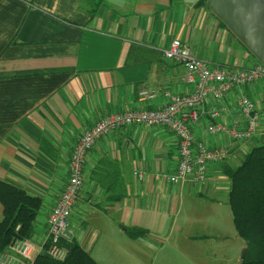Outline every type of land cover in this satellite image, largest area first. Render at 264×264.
I'll use <instances>...</instances> for the list:
<instances>
[{"label":"crops","instance_id":"0c3cea01","mask_svg":"<svg viewBox=\"0 0 264 264\" xmlns=\"http://www.w3.org/2000/svg\"><path fill=\"white\" fill-rule=\"evenodd\" d=\"M200 2L0 0V181L42 198L31 239L36 247L46 238L84 132L113 113L164 109L167 91L193 92L189 71L164 55L175 39L211 67L238 70L262 63L207 1ZM143 88L158 97L141 101ZM241 94L259 110L263 83L234 87L221 100L209 98L193 125L197 140L229 151L225 162L211 165L206 184L166 180L176 171L179 142L165 125L122 127L94 145L70 223L75 240L98 264H155L160 254L161 264H242L245 240L238 249L201 247L211 239L225 242L223 231L182 233L175 243L180 247H165L182 232L180 217L192 219L183 212L202 198L221 203L230 186L226 168L237 167L256 143L264 144V117L245 142L207 130L215 123L208 115L212 106L227 107L218 121L228 129L245 126L236 107ZM13 252L8 247L3 255Z\"/></svg>","mask_w":264,"mask_h":264},{"label":"built area","instance_id":"2783aa9c","mask_svg":"<svg viewBox=\"0 0 264 264\" xmlns=\"http://www.w3.org/2000/svg\"><path fill=\"white\" fill-rule=\"evenodd\" d=\"M168 59L182 64L189 71L188 81L194 86L189 95H174L165 92L168 98L167 106L162 110H133L123 113H113L105 116L90 130L83 133L71 158L70 176L61 198L48 218V233L43 246L36 247L31 239H15L9 246L13 253L3 255L4 264H31L33 253H43L49 245L48 252L56 258L63 259L67 250L63 242H69L74 237L70 225V215L83 186L84 166L86 155L96 142L111 131L134 124L165 125L178 137V163L175 173L166 175V180L172 184L191 182L206 184L209 180V170L212 164L228 159L226 148H213L202 141L196 140L192 126L199 118V112L204 111L209 98L221 100L234 87L249 85L262 81L264 85V65L258 64L250 68L233 70L226 67L211 68L205 61L196 57L190 47L175 39L170 47L164 51ZM157 92L148 88L140 91V100L156 99ZM236 107L246 119L243 128L236 124L233 128L220 122L208 126L209 133L228 132L233 139L244 141L251 138L264 117V96L261 112L256 108L253 100L240 95ZM227 107L212 106L208 115L218 120ZM263 115V116H262Z\"/></svg>","mask_w":264,"mask_h":264},{"label":"trees","instance_id":"16d2710c","mask_svg":"<svg viewBox=\"0 0 264 264\" xmlns=\"http://www.w3.org/2000/svg\"><path fill=\"white\" fill-rule=\"evenodd\" d=\"M224 173L230 181L228 204L236 230L249 244L242 264H264V144L253 146L237 167H228ZM0 203V254H4L15 239L33 238L43 200L0 181ZM137 232L133 231L136 236ZM62 245L67 250L65 258L42 253L31 264H98L76 240Z\"/></svg>","mask_w":264,"mask_h":264},{"label":"rangeland","instance_id":"374dc122","mask_svg":"<svg viewBox=\"0 0 264 264\" xmlns=\"http://www.w3.org/2000/svg\"><path fill=\"white\" fill-rule=\"evenodd\" d=\"M262 143H256L259 145ZM255 146V145H254ZM221 203L218 201L208 200L202 198L199 201H196V205L191 204V207L183 212L182 215H186L189 218H192L190 221H187L185 216L180 217L178 225L182 228V232L175 233L171 235L166 242L167 251L171 250L169 247H180L176 245L178 243V235H207L212 234L213 232L223 231L227 237V240L223 242L222 239H211V241L203 242L205 245L201 246L202 248H220L225 247L229 249H238L240 243H243V238H238V232L236 230L233 215L228 204V195L221 194ZM101 228L104 232L108 231V225H101ZM44 244H42L43 246ZM245 246V245H244ZM244 246L241 248L244 250ZM49 245H47L44 250L47 251ZM43 253H46V252ZM248 252V251H247ZM155 253V250L151 248V255ZM34 254V253H33ZM32 254V255H33ZM42 254V253H38ZM161 255V254H160ZM158 255L156 258L155 264H161V256ZM34 257V256H33ZM35 260V259H34ZM33 262V261H32ZM243 262V260H242Z\"/></svg>","mask_w":264,"mask_h":264},{"label":"water","instance_id":"95a60500","mask_svg":"<svg viewBox=\"0 0 264 264\" xmlns=\"http://www.w3.org/2000/svg\"><path fill=\"white\" fill-rule=\"evenodd\" d=\"M209 7L264 64V0H207ZM249 244L244 246L242 260ZM45 256L52 257L45 253ZM3 255L0 254V262Z\"/></svg>","mask_w":264,"mask_h":264},{"label":"bare ground","instance_id":"6f19581e","mask_svg":"<svg viewBox=\"0 0 264 264\" xmlns=\"http://www.w3.org/2000/svg\"><path fill=\"white\" fill-rule=\"evenodd\" d=\"M178 40H179V39H178ZM180 41H181V40H180ZM181 42H182V41H181ZM185 44H186V43H185ZM187 45H188V44H187ZM188 46H189V45H188ZM189 47H190V46H189ZM167 49H168V48H167ZM190 49H191V48H190ZM191 51H192V49H191ZM192 53H193V52H192ZM193 54H194V53H193ZM164 55H165V54H164ZM194 55H195V54H194ZM195 56H196V55H195ZM196 57H197V56H196ZM166 58H167V57H166ZM198 58H199V57H198ZM199 59H201V58H199ZM170 60H171V59H170ZM201 60H202V59H201ZM172 61H174V60H172ZM203 61H204V60H203ZM174 62H175V61H174ZM206 63H207V62H206ZM179 64H180V63H179ZM258 64L264 65L263 63H258ZM258 64H255V65H258ZM181 65H182V64H181ZM255 65H253V66H255ZM253 66H251V67H253ZM184 67H185V66H184ZM210 67H211V66H210ZM211 68H216V67H211ZM226 68H230V67H226ZM249 68H250V67H249ZM230 69H232V68H230ZM242 69H243V68H242ZM233 70H235V69H233ZM238 70H239V69H238ZM261 82H262V81H261ZM262 83H263V82H262ZM251 84H253V83H251ZM249 85H250V84H249ZM244 86H247V85H244ZM240 87H242V86H240ZM263 87H264V85H263ZM141 90H142V89H141ZM141 90H140V91H141ZM231 91H232V90H231ZM157 94H158V93H157ZM174 95H178V94H174ZM241 95H242V94H241ZM243 95H245V94H243ZM245 96H247V95H245ZM263 96H264V94H263ZM139 97H140V93H139ZM157 97H158V96H157ZM247 97H248V96H247ZM249 98H250V97H249ZM252 100H253V99H252ZM262 101H263V99H262ZM168 102H169V101H168ZM253 102L255 103L254 100H253ZM167 104H168V103H167ZM255 105H256V104H255ZM166 106H167V105H166ZM166 106H165V107H166ZM222 106H224V105H222ZM261 106H262V103H261ZM213 107H214V106H213ZM217 107H221V106H217ZM256 108H257V107H256ZM161 110H162V109H161ZM257 110H258V108H257ZM259 110H260V111H259ZM259 110H258V111L261 112V108H260ZM208 111H209V110H208ZM128 112H129V111H128ZM118 113H123V112H118ZM243 117H244V116H243ZM244 119H245V118H244ZM213 121H215V123H216V122H219L218 120H215V119H213ZM261 121H262V119H261ZM261 121H260V124H261ZM99 122H100V121H99ZM99 122H98V123H99ZM220 123H221V122H220ZM211 124H212V123H211ZM245 124H246V119H245ZM134 125H136V124H134ZM141 125H142V124H141ZM130 126H131V125H130ZM163 126H164V125H163ZM259 126H260V125H259ZM259 126H258V128H259ZM124 127H126V126H124ZM121 128H122V127H121ZM192 128H193V126H192ZM258 128H257V129H258ZM118 129H119V128H118ZM115 130H116V129H115ZM207 130H208V127H207ZM111 132H112V131H111ZM192 132H193V131H192ZM208 132H209V131H208ZM256 132H257V130H256ZM256 132L254 133V135L256 134ZM84 133H85V132H84ZM193 135H194V134H193ZM254 135H253V136H254ZM176 136H177V135H176ZM253 136H252V137H253ZM252 137H251V138H252ZM177 138H178V137H177ZM251 138L246 139V140H244V141H239V142H245V141L250 140ZM100 139H101V138H100ZM100 139H99V140H100ZM99 140H98V141H99ZM196 140H197V139H196ZM234 140H235V139H234ZM98 141H97V142H98ZM198 141H199V140H198ZM236 141H237V140H236ZM97 142H96V143H97ZM204 143H205V142H204ZM76 146H77V145H76ZM93 147H94V146H93ZM210 147H211V146H210ZM75 148H76V147H75ZM75 148H74V150H75ZM213 148H225V147H213ZM226 149H227V148H226ZM227 150H228V149H227ZM90 151H91V149L89 150V152H90ZM73 152H74V151H73ZM89 152H88V153H89ZM228 152H229V151H228ZM88 153H87V154H88ZM72 154H73V153H72ZM86 156H87V155H86ZM71 158H72V157H71ZM225 161H226V160H225ZM225 161H223V162H225ZM70 162H71V161H70ZM223 162H220V163H223ZM85 163H86V159H85ZM215 164H216V163H215ZM84 169H85V166H84ZM69 176H70V175H69ZM227 178H228V177H227ZM68 180H69V178H68ZM67 182H68V181H67ZM66 184H67V183H66ZM83 184H84V177H83ZM65 186H66V185H65ZM82 187H83V186H82ZM64 189H65V188H64ZM63 191H64V190H63ZM80 191H81V190H80ZM79 195H80V192H79ZM78 198H79V196H78ZM77 200H78V199H77ZM77 200H76V202H77ZM76 202H75V203H76ZM57 204H58V203H57ZM74 205H75V204H74ZM55 207H56V206H55ZM55 207H54V208H55ZM73 208H74V206H73ZM53 210H54V209H53ZM72 211H73V209H72ZM52 212H53V211H52ZM52 212H51V213H52ZM71 214H72V212H71ZM50 215H51V214H50ZM50 215H49V216H50ZM70 218H71V215H70ZM69 220H70V219H69ZM70 225H71V223H70ZM71 228H72V226H71ZM48 229H49V227H48ZM73 232H74V230H73ZM47 233H48V232H47ZM74 240H75V233H74V237H73V239H72L71 241H69V242H63V243H70V242H72V241H74ZM2 255H3V254H2Z\"/></svg>","mask_w":264,"mask_h":264}]
</instances>
